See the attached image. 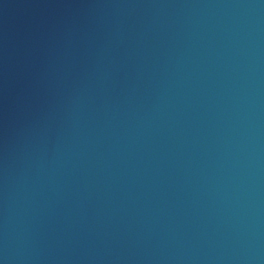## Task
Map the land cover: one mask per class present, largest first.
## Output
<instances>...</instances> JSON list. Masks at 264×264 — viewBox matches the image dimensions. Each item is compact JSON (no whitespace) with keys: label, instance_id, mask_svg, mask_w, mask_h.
<instances>
[{"label":"water","instance_id":"1","mask_svg":"<svg viewBox=\"0 0 264 264\" xmlns=\"http://www.w3.org/2000/svg\"><path fill=\"white\" fill-rule=\"evenodd\" d=\"M0 264H264V0H0Z\"/></svg>","mask_w":264,"mask_h":264}]
</instances>
